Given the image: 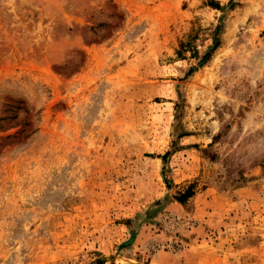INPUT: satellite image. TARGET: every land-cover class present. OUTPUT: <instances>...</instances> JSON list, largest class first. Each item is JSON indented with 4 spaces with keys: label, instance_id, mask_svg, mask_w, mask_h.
Returning <instances> with one entry per match:
<instances>
[{
    "label": "rangeland",
    "instance_id": "374dc122",
    "mask_svg": "<svg viewBox=\"0 0 264 264\" xmlns=\"http://www.w3.org/2000/svg\"><path fill=\"white\" fill-rule=\"evenodd\" d=\"M0 264H264V0H0Z\"/></svg>",
    "mask_w": 264,
    "mask_h": 264
},
{
    "label": "trees",
    "instance_id": "16d2710c",
    "mask_svg": "<svg viewBox=\"0 0 264 264\" xmlns=\"http://www.w3.org/2000/svg\"><path fill=\"white\" fill-rule=\"evenodd\" d=\"M192 195H193V192H191L190 190L187 192V194L186 195H184V196H182L181 198H179V201H184V199L185 198H190V197H192Z\"/></svg>",
    "mask_w": 264,
    "mask_h": 264
}]
</instances>
